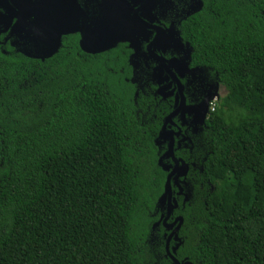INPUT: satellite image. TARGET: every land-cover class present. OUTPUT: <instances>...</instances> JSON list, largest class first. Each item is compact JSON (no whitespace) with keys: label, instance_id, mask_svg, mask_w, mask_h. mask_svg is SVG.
<instances>
[{"label":"trees","instance_id":"trees-1","mask_svg":"<svg viewBox=\"0 0 264 264\" xmlns=\"http://www.w3.org/2000/svg\"><path fill=\"white\" fill-rule=\"evenodd\" d=\"M188 2L164 57L192 71L197 103L223 94L173 151L187 171L172 256L264 264V0ZM126 56L76 36L42 60L0 55V264H170L145 214L163 212L156 132L172 102L133 95Z\"/></svg>","mask_w":264,"mask_h":264},{"label":"flooded vegetation","instance_id":"flooded-vegetation-1","mask_svg":"<svg viewBox=\"0 0 264 264\" xmlns=\"http://www.w3.org/2000/svg\"><path fill=\"white\" fill-rule=\"evenodd\" d=\"M189 4L188 0H0V55L19 52L21 49L31 50L34 41L44 37L54 36L55 40L58 39L55 53L60 48L61 41L69 36L77 37V46L81 35L85 38L100 36L99 38L110 41L118 39L116 42L113 41L114 44L109 43L106 49H104L106 44H102L101 47L96 45H90V47L92 50L103 49L92 53L100 54L122 45L127 52V59L135 57V61L140 60V65L137 66L133 60L131 63L128 62L132 76L129 75L127 81L132 86V90L134 89L133 95L135 90V93L140 90V94H145L154 100V107L170 99L172 109L167 115L177 109L180 99H183L184 106L178 108L168 121H165L166 115L156 132L157 139L165 143V150L158 157L166 162L162 170L166 175L172 171L170 178L178 187L177 192H173L170 187V199L175 201L176 206V201L181 195V189L176 184V180L185 175L187 166L181 162L180 158L174 156L173 151L181 148L187 140L188 132H194L193 126L203 122L209 113L207 106L201 121L199 113L190 109L202 102H196L198 97L197 87L194 89L196 80L192 81L193 84L188 82L192 71L181 62L167 65L165 61L174 58L164 57L168 52V42L174 39L176 32L171 21L173 16L171 9L182 11ZM136 18L146 26L139 27L135 23ZM164 39H166V45L163 43ZM148 45L149 50L164 61L163 67H160L158 62L150 56L147 50ZM157 67H160V73L155 76ZM140 71L143 75L151 74L153 81L148 78L142 83L136 79L135 81L134 77L138 78ZM207 94L213 93L206 92L205 96ZM161 128H163L162 131ZM169 138H171L172 157L167 153ZM173 159L177 162L175 167H173ZM181 165L186 167L185 172L180 168ZM182 173L183 176H181ZM160 205L163 212L156 214V210L153 209L155 218L151 226L160 225L164 230L161 234L164 240L163 252L169 259L166 251L172 256L177 249L174 240L182 224V218L172 214L176 206L167 215L166 203L163 202ZM177 218H181L179 226ZM176 227L177 229L173 232ZM169 261L173 264L170 259ZM186 263L188 262L179 264Z\"/></svg>","mask_w":264,"mask_h":264},{"label":"water","instance_id":"water-1","mask_svg":"<svg viewBox=\"0 0 264 264\" xmlns=\"http://www.w3.org/2000/svg\"><path fill=\"white\" fill-rule=\"evenodd\" d=\"M135 23L139 27H145L146 26V25H144L143 22H141L137 18L135 20ZM156 34L157 35H160L159 32L158 33L156 32ZM99 37H91L90 36L89 38H85L83 35H81V38H80V40L78 42V46H79L80 50H82L85 53H96V52L102 51L103 49L92 50V48L90 47V45H96V46L101 47L102 44H106V46L104 47V49H106L107 47H109V43L114 44L118 40V39L113 40V41H115L113 43V41L106 40V39L99 38ZM163 43H164V45H166V39L163 40ZM57 47H58V39L55 40V37L54 36H52V38L44 37V38H42V39H40L38 41L37 40L34 41V45L31 46V50L21 49L19 51V53H21V54H23L24 56H27V57L37 58V59L42 60L43 58L49 57L52 54H54ZM147 50H148L150 56L153 57L156 62H158L159 66L160 67H163L164 61H162V59L160 57L156 56L154 53H152L149 50V45L147 46ZM162 51H163V49H162ZM165 62H166L167 65H170V64L176 63L178 61L176 59H170V60H167ZM180 66H182V65H180ZM160 67H157V71L155 72V76H157V74L160 73L159 72L160 71V69H159ZM182 67H184V66H182ZM213 97L214 96L212 94H211V96L207 94L204 97V99L202 100V102L198 106L191 107L190 108V109H192V111L195 110V113H199V117H200V120L201 121L203 120V117H204V115L206 113L207 104H208V102L210 100L213 99ZM214 99H216V97H214ZM183 106H184L183 99H180L178 108H181ZM178 108L177 109H174L169 115H167L165 121H168L170 119V117L173 116L176 113V111L178 110ZM162 130H163V128H161V131ZM161 131L159 132V135H160ZM167 153H168V155H170L172 157V155H171V138H169V143H168V147H167ZM173 163H174V166L173 167H175L176 164H177V162L174 159H173ZM180 168L182 169V171L185 172L186 167L184 165H181ZM171 174H172V171L169 172L166 175V177H165V183H164L163 193H162V195H161V197L159 199V201H160L159 203L160 204H162L163 202L166 203L167 215H168V212L171 209L175 208V206H176L175 205V201L170 199L169 179L171 177ZM181 176H183V173L181 174ZM176 220H178V224L177 225L179 226L180 225V222H181V218H177ZM176 229H177V227L173 230V232ZM166 254L168 255L169 259L171 260V262L173 264H179L175 259H173V257L171 255L168 254V251H166ZM186 264H190V263H186Z\"/></svg>","mask_w":264,"mask_h":264},{"label":"rangeland","instance_id":"rangeland-1","mask_svg":"<svg viewBox=\"0 0 264 264\" xmlns=\"http://www.w3.org/2000/svg\"><path fill=\"white\" fill-rule=\"evenodd\" d=\"M223 94V88L222 87H220V86H218V87H216V90L213 92V96L214 97H217V95L218 96H221ZM215 100V99H214ZM263 127H264V124H263ZM163 189H164V187H162V190H161V192L159 193V195L157 196V198H156V200H155V204L157 205V203L158 202H160L159 201V199H160V197H161V195H162V193H163ZM146 217H148V218H150V219H152V220H154V215H153V211L152 212H146Z\"/></svg>","mask_w":264,"mask_h":264},{"label":"built area","instance_id":"built-area-1","mask_svg":"<svg viewBox=\"0 0 264 264\" xmlns=\"http://www.w3.org/2000/svg\"><path fill=\"white\" fill-rule=\"evenodd\" d=\"M214 103H215V100H214V97H213V99L210 100V101L208 102V104H207V106H208V111H209V112L213 111V109H214Z\"/></svg>","mask_w":264,"mask_h":264}]
</instances>
